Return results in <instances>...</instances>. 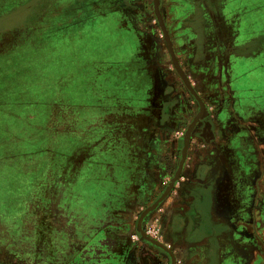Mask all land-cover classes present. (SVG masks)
<instances>
[{"label":"crops","instance_id":"crops-1","mask_svg":"<svg viewBox=\"0 0 264 264\" xmlns=\"http://www.w3.org/2000/svg\"><path fill=\"white\" fill-rule=\"evenodd\" d=\"M56 1V9L46 5L41 11L43 17L63 14L71 23L46 19L47 38L59 39L61 31L72 29L71 41L64 42L72 49L77 29L91 23V107L72 109L77 122L44 136L53 148L91 164V245L69 250L74 240L60 238L57 259L36 252L37 264H253V232L247 226L253 225V188L261 194L255 182L264 180V116H253V80H264L258 57L264 49L253 52V29L240 23L234 0H159L172 53L161 44L155 7L153 14L147 0ZM15 28L29 29L26 23ZM98 35L105 42L92 44ZM18 40L0 41V58L13 61L25 48H50ZM172 55L207 108L192 125L199 105L193 112L184 95L192 92ZM78 89L61 92L79 94ZM186 121L192 127L188 142L178 136ZM73 140L89 141L87 156L73 152ZM180 140L181 152L187 144L181 178L161 203L172 244L166 253L132 234L140 225L138 213L174 172L168 163ZM257 220L255 225L264 226ZM33 257L19 253L13 264Z\"/></svg>","mask_w":264,"mask_h":264},{"label":"rangeland","instance_id":"rangeland-1","mask_svg":"<svg viewBox=\"0 0 264 264\" xmlns=\"http://www.w3.org/2000/svg\"><path fill=\"white\" fill-rule=\"evenodd\" d=\"M147 1L154 14V0ZM55 3L56 0H0V41L13 43L25 37L29 45L46 44L47 48L50 47L48 50L25 48L14 54V58L11 56L13 61L0 58V264L19 261L17 255L25 251L32 257L36 252L40 256L44 252L55 261L61 248L60 238L69 239L68 242L74 240V247L69 250L75 249L77 244L80 247L91 245V194H87L90 191L88 187H91L88 185L91 164L84 162V158L77 160L71 153L77 148L78 155L87 156L91 151L89 141L78 144L73 140L77 145H72L69 155L53 148L44 137L57 128H67L77 122L72 109L91 107V23L77 29L80 32L72 41L78 43L72 49L64 46V42L71 41L72 29L61 31L59 39L55 35L47 38L50 29L46 27V19L60 26L71 23L63 14L60 17L56 15L63 23H59L58 18L43 17L41 11L46 9V5L47 10L51 6L56 9ZM234 3L239 8L240 23L253 29V52L258 47L264 49V0H234ZM24 23L28 25V31L15 28ZM156 25L154 20L155 28ZM159 32L161 44L165 47L160 27ZM100 37H94L92 44L105 42ZM56 46L58 50H53ZM99 49L102 50V46ZM19 54H23V59L16 60L15 55ZM258 54L263 63L264 51ZM3 55L4 49H1L0 56ZM45 56L47 59H42ZM68 88H79V94L61 92ZM184 95L194 112L198 103L193 94ZM53 96L58 101H51ZM259 112H264V80H253V116H264L257 114ZM187 124V121L182 122L183 134L178 136L183 138L185 135L189 141L192 131L188 130ZM70 129L79 131L75 125H70ZM182 141L178 143L176 158L168 163L174 172L153 203L140 211L136 218L142 224L141 233L145 241L135 239L136 233L132 234L134 240L161 250L172 248L168 238V213L164 212L166 207L163 208L161 203L181 178ZM255 185L261 194H254L253 188V225L247 227L253 232V264H264V226L258 227L254 223L260 221L257 219L264 221V180H257ZM158 228L163 230V236L158 234ZM39 261L33 257L27 264ZM248 261L245 260L246 263Z\"/></svg>","mask_w":264,"mask_h":264},{"label":"water","instance_id":"water-1","mask_svg":"<svg viewBox=\"0 0 264 264\" xmlns=\"http://www.w3.org/2000/svg\"><path fill=\"white\" fill-rule=\"evenodd\" d=\"M154 7H155V11H156V15H157V18H158V21H159V25H160L161 31L163 33V36H164L166 42H167L169 50L172 53V47H171L169 36L167 34V31L165 29L163 21H162L160 15H159V0H154ZM172 59H173V62L175 64L176 68L181 73V75L183 77V80L185 81L186 85L191 90L192 94L194 95L195 99L197 100V102L199 104V111H198L197 115L194 117V119H193V121L191 123V125H192L194 122H196L197 120L202 119L207 114V108H206L204 102L199 97V95L195 92V90L193 89V87L191 86V84L189 83L187 78L183 75V73L181 71V68L179 67V64H178V62H177V60H176L174 55H172ZM185 149H186V144L184 145V152L182 153V160L185 157Z\"/></svg>","mask_w":264,"mask_h":264},{"label":"flooded vegetation","instance_id":"flooded-vegetation-1","mask_svg":"<svg viewBox=\"0 0 264 264\" xmlns=\"http://www.w3.org/2000/svg\"><path fill=\"white\" fill-rule=\"evenodd\" d=\"M162 35H163V33H162ZM164 37V36H163ZM165 39V38H164ZM165 42H166V40H165ZM167 43V42H166ZM185 76V75H184ZM192 86V85H191ZM194 89V88H193ZM196 92V91H195ZM197 93V92H196ZM199 95V94H198ZM194 96V95H193ZM200 97V96H199ZM195 98V97H194ZM201 98V97H200ZM196 100V99H195ZM202 100V99H201ZM197 101V100H196ZM203 101V100H202ZM198 103V102H197ZM199 105V104H198ZM205 117V116H204ZM203 117V118H204ZM202 118V119H203ZM201 120V119H200ZM190 129H192V127L190 128ZM188 133V132H187ZM186 133V134H187ZM189 134V133H188ZM190 137H191V135H190ZM186 138H188V137H186ZM186 141L188 142V140L186 139ZM186 144V143H185ZM184 144V145H185ZM182 146H183V144H182ZM186 147H187V144H186ZM184 149V148H183ZM183 152H181V154H182ZM185 158V157H184ZM184 158H183V160H182V155H181V166L184 164ZM180 166V167H181ZM162 194H163V192H162ZM143 229V227H142V224L140 223V225H138V229H137V231L135 232L136 233V236H135V239L137 238V239H141L142 241H145L144 240V238H143V233H141V230ZM162 233H163V230H161V228H158V234H161L162 235ZM165 235V234H164ZM163 236V235H162ZM169 238V237H168ZM170 239V238H169ZM168 240V239H167ZM170 243H171V241H169ZM171 246H172V244H171ZM159 249V248H158ZM171 249L172 248H168V250H161V251H163V252H171ZM177 264H181V263H178V261H177Z\"/></svg>","mask_w":264,"mask_h":264}]
</instances>
